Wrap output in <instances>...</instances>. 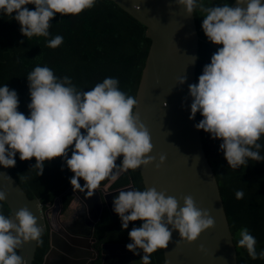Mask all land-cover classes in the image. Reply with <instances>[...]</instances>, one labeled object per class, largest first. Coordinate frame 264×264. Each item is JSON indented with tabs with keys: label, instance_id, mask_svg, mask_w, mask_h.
Masks as SVG:
<instances>
[{
	"label": "clouds",
	"instance_id": "clouds-1",
	"mask_svg": "<svg viewBox=\"0 0 264 264\" xmlns=\"http://www.w3.org/2000/svg\"><path fill=\"white\" fill-rule=\"evenodd\" d=\"M95 4L96 0H0V16L14 19L24 37H48L56 13L78 15ZM175 4L188 16L201 8L206 13L201 23L204 35L212 44L222 45L204 65L198 82L188 85L189 119L200 114L194 127L221 141L219 151L230 168L248 166L249 159L264 161L258 143L264 136V0H235V7H206L205 0H175ZM27 5H34V10ZM62 42L63 37L56 35L47 46L57 48ZM192 58V62L198 59ZM186 80L181 76L178 84ZM27 81V116L18 111L16 90L0 86V166L15 167L17 154L21 161L35 157L32 168L40 176L46 161L61 157V170L66 166L73 173V190L92 197L102 181L115 182L122 173L153 163L150 135L134 114L137 99L119 89L118 79L106 77L90 90H77L70 77L58 78L49 67L38 65ZM118 157H122L119 164ZM164 160L160 156L161 164ZM235 196L242 199L243 190ZM5 200L6 192L0 190V201ZM113 211L122 230L130 222H142L128 232L131 242L126 249L135 255L142 252L143 264H151V254L168 247L173 231L191 243L214 226L208 210L197 208L191 196L183 197L181 206L176 197L155 188L119 191ZM41 234L42 227L27 207L16 211L14 218L13 213L0 212V264H25L18 249L39 241ZM239 236L238 246L246 248L252 259L264 258L246 227Z\"/></svg>",
	"mask_w": 264,
	"mask_h": 264
},
{
	"label": "trees",
	"instance_id": "trees-1",
	"mask_svg": "<svg viewBox=\"0 0 264 264\" xmlns=\"http://www.w3.org/2000/svg\"><path fill=\"white\" fill-rule=\"evenodd\" d=\"M234 0H205L206 7L231 4ZM34 10V5H27ZM197 33L200 37L195 83L205 64L222 45H214L207 40L201 29L206 13L199 7L194 9ZM14 15V14H13ZM48 37H24L20 25L8 16H0V86L5 84L16 90L19 98L18 111L29 114L30 103L27 76L36 66L49 67L58 78L68 76L77 90L87 91L106 77L118 79V87L128 96H134L141 70L150 46L145 37V27L125 13L111 0H96L91 9H85L78 15L56 13L50 20ZM56 35L63 37L57 48L47 46V41ZM23 41V43H21ZM202 119L197 113V120ZM83 131V130H82ZM203 149L213 170L224 210L227 216L233 243L236 249L237 264H264V258L252 259L246 248L238 246L239 233L247 228L256 238L257 253L264 251V161L248 160V166L232 169L219 151L220 140L210 138V134L200 130ZM262 145L260 152L264 156V136L258 141ZM71 151H69V157ZM122 157H118L119 164ZM35 157L21 161L16 156V165L9 170L28 198H39L46 209L56 199L60 200L61 211H65L74 201L70 177L73 173L66 167L61 157L45 162L43 174L37 176L32 168ZM131 184L137 190H143L141 177L137 170L122 173L115 182L105 180L102 187L110 189ZM243 190L244 197L237 199L235 193ZM0 212L9 215L4 201H0ZM103 221L110 219L108 213L102 215ZM141 221L130 222L129 228L121 229L117 216L107 229L108 240L130 243L128 232ZM49 249L48 233L41 234L32 264H42ZM151 264H164L162 249L151 254Z\"/></svg>",
	"mask_w": 264,
	"mask_h": 264
},
{
	"label": "water",
	"instance_id": "water-1",
	"mask_svg": "<svg viewBox=\"0 0 264 264\" xmlns=\"http://www.w3.org/2000/svg\"><path fill=\"white\" fill-rule=\"evenodd\" d=\"M125 13L145 27V37L150 46L141 70L135 92L137 107L134 114L144 124L151 138L153 163L138 169L142 185L174 196L183 206V197L191 196L197 208L208 210L214 226L200 234L194 242H187L173 231L166 249H162L164 264H237L236 249L224 210L217 180L205 155L200 130L194 125L197 115L189 119L191 97L188 85L195 83V72L200 37L197 33L194 13L188 16L175 0H111ZM235 7V0L231 3ZM187 80L178 84L181 76ZM160 156L165 160L161 164ZM159 164V167L156 165ZM10 168L0 166V190L6 192L4 203L10 214L27 207L47 231V209L39 198H28L17 181L10 175ZM83 186L84 181H79ZM134 188L131 184L113 190L114 193ZM75 197L90 203L94 210L91 217L98 220L105 187L100 186L92 197L79 189L69 188ZM85 193V194H83ZM59 199H57L58 201ZM39 205V206H38ZM53 231L49 250L42 264H55L50 255H59ZM37 241H31L18 249L25 264H32ZM118 249V246H113ZM203 249V250H201ZM63 260V259H61ZM56 264H80L71 259Z\"/></svg>",
	"mask_w": 264,
	"mask_h": 264
},
{
	"label": "flooded vegetation",
	"instance_id": "flooded-vegetation-1",
	"mask_svg": "<svg viewBox=\"0 0 264 264\" xmlns=\"http://www.w3.org/2000/svg\"><path fill=\"white\" fill-rule=\"evenodd\" d=\"M125 186L127 185L121 187ZM121 187L114 189H110L108 186L105 187L106 201L102 203V209L97 221L91 217L94 210L91 209L90 203L87 204L74 195L77 207L72 210L71 214L66 213L67 209L61 211L60 200H58V206L55 207L57 199L46 208L48 241L53 231L55 242L60 250L59 255H50L51 260L55 264L61 263L63 260L67 261V259L80 263L84 258L87 261L80 264H143L140 259L141 255H143L142 252L139 255H135L126 249V242L108 240L107 229L111 225L113 218L117 216L113 211V199L119 193H114L113 190ZM50 207L51 209L56 208L55 212L50 213L52 212L51 209L48 210ZM104 213H108L110 219L103 221L102 215ZM113 246H118V249L113 248Z\"/></svg>",
	"mask_w": 264,
	"mask_h": 264
},
{
	"label": "rangeland",
	"instance_id": "rangeland-1",
	"mask_svg": "<svg viewBox=\"0 0 264 264\" xmlns=\"http://www.w3.org/2000/svg\"><path fill=\"white\" fill-rule=\"evenodd\" d=\"M55 204H56L55 207H57L58 204H59V202L56 200V201H55ZM76 207H77V203H76L75 201L71 202L70 206L67 208L66 213H67V214H71V213H72V210L75 209ZM50 209H51V207L48 208V210H50ZM45 210H46V209H45ZM55 210H56V208H55V209L52 208V209H51L52 212H50V213L55 212Z\"/></svg>",
	"mask_w": 264,
	"mask_h": 264
}]
</instances>
